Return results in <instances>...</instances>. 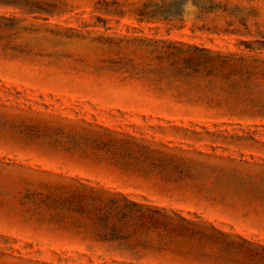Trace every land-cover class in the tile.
<instances>
[{
	"label": "rangeland",
	"instance_id": "obj_1",
	"mask_svg": "<svg viewBox=\"0 0 264 264\" xmlns=\"http://www.w3.org/2000/svg\"><path fill=\"white\" fill-rule=\"evenodd\" d=\"M98 1L117 2L124 14L109 16ZM173 1L70 0L75 11L49 23L0 10V17L16 15L28 28L72 27L86 38L30 41L41 32L12 42L71 57L59 63L11 59L3 51L10 40H0V264H264V110L169 102L139 82L93 70L109 56L94 41L100 36L198 45L264 61V52L242 44L264 41V0H212L211 13L189 0L172 21H142L133 12ZM95 134L178 156L193 177L175 184L157 170H121L96 148ZM85 188L215 229L228 245H207L209 256L199 257L190 243L132 251L103 242L87 216L54 205Z\"/></svg>",
	"mask_w": 264,
	"mask_h": 264
},
{
	"label": "trees",
	"instance_id": "obj_2",
	"mask_svg": "<svg viewBox=\"0 0 264 264\" xmlns=\"http://www.w3.org/2000/svg\"><path fill=\"white\" fill-rule=\"evenodd\" d=\"M189 0H174L170 4L149 2L133 11L140 20L172 21L185 12ZM201 13L214 11L212 0H193ZM123 6L117 2L98 1L97 9L105 10L109 16L124 14ZM104 8V9H103ZM0 10L14 11L35 21L49 23L63 19L75 11L70 0H0ZM99 23L106 21L98 18ZM23 20L7 14L0 17V40H10L4 52L11 59L49 58L59 63L62 53L44 56L35 53L29 44L15 45L12 42L28 39L27 35L45 33L34 37L35 43L49 42L55 45L63 41L86 39L72 27L22 26ZM45 27V28H42ZM89 27V26H87ZM97 43L107 48L108 57L100 61L93 70L97 74H112L122 81H136L148 93L169 102L209 106L222 104L234 107L247 105L264 110V61L236 54H221L198 45L127 39L100 36ZM251 51L264 52V41L258 47L243 42ZM75 64L83 63L80 59ZM170 105V104H169ZM95 146L106 150L119 169L125 171L147 169L163 174V181L177 184L184 177H193L191 168L184 159L151 149L134 140H121L110 136H99ZM143 158V159H142ZM192 163V162H191ZM56 207L87 216L92 223L93 235L107 243H118L135 250L167 251L178 244L190 243L195 256L208 257L205 246L221 244L226 248L227 237L215 230L203 228L183 217L170 216L164 209L148 207L126 199H106L103 192L94 189H73L65 201H55ZM153 237L155 239H153ZM180 242V243H179ZM247 243V242H246Z\"/></svg>",
	"mask_w": 264,
	"mask_h": 264
}]
</instances>
